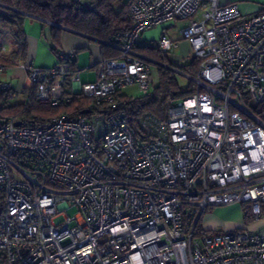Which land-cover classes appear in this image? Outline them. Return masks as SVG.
I'll use <instances>...</instances> for the list:
<instances>
[{
	"label": "built area",
	"instance_id": "2783aa9c",
	"mask_svg": "<svg viewBox=\"0 0 264 264\" xmlns=\"http://www.w3.org/2000/svg\"><path fill=\"white\" fill-rule=\"evenodd\" d=\"M128 10L120 56L100 59L94 80L71 73L75 51L63 49L50 68L17 65L27 91L0 77V264H264V233L195 229L210 206L264 214V7L129 0ZM173 22L179 37H143ZM180 38L191 48L181 60L200 59L194 91L163 118L141 114L135 134L121 91L147 95L157 65L177 71L166 62ZM152 44L160 61L136 49ZM30 95L51 107L80 96L88 112L41 122L7 112Z\"/></svg>",
	"mask_w": 264,
	"mask_h": 264
},
{
	"label": "trees",
	"instance_id": "16d2710c",
	"mask_svg": "<svg viewBox=\"0 0 264 264\" xmlns=\"http://www.w3.org/2000/svg\"><path fill=\"white\" fill-rule=\"evenodd\" d=\"M129 0H91L88 6L78 0H0V40L4 31H8L13 43L9 52L2 51L0 44V64L15 67L19 63H26L27 40L22 24L26 15L38 17L49 26L50 38L55 44L59 43L63 28L72 30L102 42L101 56L119 57L120 35L130 27ZM46 22H49L47 24ZM1 27V25H0ZM56 54L58 49L52 46ZM142 56L154 61H160L161 56L155 45L136 48ZM163 62H166L163 61ZM172 68L157 65V83L147 95L123 97L122 108L125 110L130 127L135 134L139 133L137 118L148 112L156 117L163 118L168 104L176 99L184 98L194 91V83L190 78L199 77L200 59L193 57L185 63L167 61ZM30 65V64H28ZM71 73L75 72V61L69 63ZM175 72L187 76L190 80L185 89H181L175 77ZM29 89L25 87V91ZM89 101L75 96L72 102L65 106L51 107L37 103L30 95L27 105L16 104L7 107V112L24 117L29 122H41L48 116L57 115L63 111L79 114ZM244 221L252 219L250 207L242 203ZM196 222L195 229L203 231Z\"/></svg>",
	"mask_w": 264,
	"mask_h": 264
},
{
	"label": "crops",
	"instance_id": "0c3cea01",
	"mask_svg": "<svg viewBox=\"0 0 264 264\" xmlns=\"http://www.w3.org/2000/svg\"><path fill=\"white\" fill-rule=\"evenodd\" d=\"M221 2H237L239 7H241V4H239V0H221ZM49 24V22H46ZM23 31L26 35L27 40V50H26V63L30 65H39L40 67H46L50 66L51 61H48V57H51L52 55L47 51L45 45L48 46L50 52L54 53L52 46L55 45L57 49H63L65 51H75L74 61H75V69L76 72L79 73V77L81 80V72L78 68V54L83 50H89V65L84 70L85 73L88 74L90 71H93V78H96V64L97 62L102 59L101 56V44L97 39H94L92 37L78 34L74 31H69L66 28H63L61 34L59 43L55 44L52 42V39L50 38V29L49 26L44 24V21L38 17L26 15V17L23 20L22 24ZM26 28L30 29L28 31V34L26 33ZM156 28V29H155ZM164 25H159L156 27H153L150 30H147L143 33V37L145 39H155L154 30H157L159 35L161 32H163ZM177 46L178 45H186L188 46V43L184 39H178L177 40ZM176 46V47H177ZM7 52V51H6ZM170 60L174 63H180L183 62L181 60V56L186 54H173L170 51ZM55 54V53H54ZM56 55V54H55ZM55 62H53L54 64ZM52 64V65H53ZM11 72L7 73L6 77L11 81L12 85L15 88L20 89L22 86H29V83L25 81V73L22 69L19 67H11ZM86 76V77H87ZM89 77V76H88ZM93 79V80H94ZM86 81H92L89 77ZM85 81V82H86ZM138 91L137 85L132 84L125 88L133 87ZM124 88V89H125ZM123 91V90H122ZM121 91L122 97H130L127 94L123 93ZM237 203H231L226 204L222 206H227V213L232 215L231 219L223 218L222 216H219V212L217 208H214L216 206H210L207 209L204 210V212L201 214L199 219L200 227L203 231L206 232H214V231H232V230H248V231H256V232H262L264 233V214H262L259 218H253L245 222L244 221V213L242 208V203H239L238 206H236ZM252 216V215H251Z\"/></svg>",
	"mask_w": 264,
	"mask_h": 264
},
{
	"label": "rangeland",
	"instance_id": "374dc122",
	"mask_svg": "<svg viewBox=\"0 0 264 264\" xmlns=\"http://www.w3.org/2000/svg\"><path fill=\"white\" fill-rule=\"evenodd\" d=\"M125 2H127V0H124ZM239 4H241V11L244 13V14H252L254 12H256L257 10H259L261 7H264V0H239ZM2 28V24H0ZM177 27H181V24H179L178 22H173L172 26H167L163 29V33L167 34L169 37H179V33L177 32ZM156 29V28H155ZM26 33L28 34V31L30 29L26 28ZM154 34H155V38H157L159 35H157L158 31L157 30H154L153 31ZM178 42V41H177ZM188 43V42H187ZM0 44L2 45V47L4 48L3 52H9L12 50L13 48V43H12V40H11V37H10V34L8 31H4L3 29V35L1 37V40H0ZM47 51L52 55L51 57H48V61H51V64L50 66H46L44 68H50L52 66H54V64L56 63L57 61V56L50 52L49 48L47 45H45ZM58 50H61V49H58ZM190 51H191V48H190V45L188 43V46L186 45H178L177 47H173L171 49V52L173 54H186V56H188L190 54ZM78 68L81 72V82H85L87 80V78L91 80H93V71H90V73L87 74L85 73V69L86 67H88L89 65V50H83L81 51L79 54H78ZM53 62H55L53 64ZM186 61H183V62H180V63H185ZM53 64V65H52ZM33 66H36V67H40L39 65L35 64ZM11 69H8L7 71H3L0 73V77H6L7 73L10 71ZM11 72V71H10ZM9 72V73H10ZM87 76V77H86ZM175 77H176V80L179 84V87H181V89H185V87L188 85V83L190 82L189 78L185 75H182L178 72H175ZM15 85V83L13 84ZM123 93L127 94L128 96H132V97H135V96H138L139 95V92L137 91V89L135 88V86L133 87H129V88H125L123 89L122 91ZM237 203V202H236ZM239 203L236 204V206H238ZM214 208H217L218 209V212L220 213L219 216H222L223 218H227L228 219H231L232 218V215L227 213V206H222V205H218ZM76 211V208L75 207H68L66 209H64L62 211V213L68 215V216H72ZM63 220V217L62 216H57L54 218V221L56 223H59ZM72 224V223H71Z\"/></svg>",
	"mask_w": 264,
	"mask_h": 264
},
{
	"label": "water",
	"instance_id": "95a60500",
	"mask_svg": "<svg viewBox=\"0 0 264 264\" xmlns=\"http://www.w3.org/2000/svg\"><path fill=\"white\" fill-rule=\"evenodd\" d=\"M67 30V29H66ZM69 30V29H68ZM69 31H71V30H69ZM88 111L87 110H83V111H81V113H87ZM16 125H19L20 123L19 122H16L15 123Z\"/></svg>",
	"mask_w": 264,
	"mask_h": 264
}]
</instances>
